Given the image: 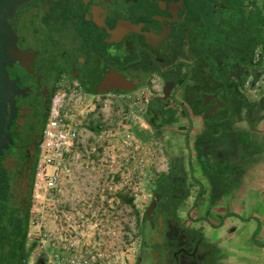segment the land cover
<instances>
[{
	"label": "flooded vegetation",
	"instance_id": "obj_1",
	"mask_svg": "<svg viewBox=\"0 0 264 264\" xmlns=\"http://www.w3.org/2000/svg\"><path fill=\"white\" fill-rule=\"evenodd\" d=\"M9 23L26 59L7 69L19 95L7 110L12 144L0 163L24 186L57 83L75 82L91 95L156 84L152 106L186 110L207 125L239 118L245 85L258 79L264 58V0H31ZM215 93L223 106L205 119L216 102L201 97ZM180 186L154 194L159 200L141 220L147 237L142 232L134 264L148 257L154 264L217 263L213 248L177 217Z\"/></svg>",
	"mask_w": 264,
	"mask_h": 264
},
{
	"label": "built area",
	"instance_id": "obj_2",
	"mask_svg": "<svg viewBox=\"0 0 264 264\" xmlns=\"http://www.w3.org/2000/svg\"><path fill=\"white\" fill-rule=\"evenodd\" d=\"M258 59L259 53L255 52L256 63ZM261 84V79H249L245 86L259 91ZM150 90L154 87L144 86L135 92L91 95L75 82L56 84L37 145L27 235V241L37 239L40 252L44 253L48 264L95 262L94 256L80 255L82 249L87 250L78 229L84 225V222H79V218H83L80 212H89L92 216L97 209L94 187L96 184L103 186L116 177L105 169L108 168V155L101 158L103 164L97 165L101 169L96 170L94 131L121 133L119 139L116 138L117 145L122 149H135L137 157L126 156L125 153L118 157V177L125 174L127 165L140 167L138 174L143 175L144 154L149 156L152 164H158L161 154L158 142L151 140L146 146L132 132L136 121L145 118L152 106ZM115 183L120 184L118 181ZM115 183L113 187L107 184L106 188H100V193L109 194L117 188ZM90 224L93 225V222Z\"/></svg>",
	"mask_w": 264,
	"mask_h": 264
},
{
	"label": "rangeland",
	"instance_id": "obj_3",
	"mask_svg": "<svg viewBox=\"0 0 264 264\" xmlns=\"http://www.w3.org/2000/svg\"><path fill=\"white\" fill-rule=\"evenodd\" d=\"M144 86L151 87L150 85ZM153 87L154 90L150 91L154 100L158 97L160 91L159 86L156 84ZM239 87L243 89V84H240ZM263 87L264 81L259 88L261 92L256 93L251 89L244 88L246 101H249L250 105L255 106L253 107L254 109L258 107L260 98L262 94H264ZM221 100H223L222 95ZM174 101L178 102L177 99H174ZM153 107L156 108L157 106L154 105ZM159 108L165 111V113H167L169 110L167 105ZM213 114H210V118H213ZM246 115L248 120H251L253 124H256L259 120L258 116L255 115L252 110L246 113ZM185 119L181 118L178 114L174 117L167 116L166 114L161 123L160 130L154 129V127L146 120V117L136 121L132 131L134 137L146 144V146H149V143L152 142L151 140L157 141L161 146V154L158 156L157 165L152 164L149 156L144 154V162L142 163L143 165L141 168L143 170V175L141 176L138 174L140 172V167L138 168L135 165L130 167L127 165V170H124L126 172H123L122 169L120 172L125 174H122L121 177H118L119 174L116 170L118 157L121 156V153H125L126 156H136V151L132 147L122 149L117 145L116 138L118 140L121 133L106 132L104 134L102 131L97 130V127L95 126V130H97L94 131L96 137L94 143L96 147V170L101 169V167H97V165L103 164L101 158L105 155H108V168L105 167V169L106 171H111V175H114L116 179H109L107 181L108 183H104L103 186L101 184L99 187L96 184L94 187L95 192H93V195L95 198V207L97 209L92 216L89 212H80L83 218H79V222H84V225L80 226L78 229L79 233L83 235L85 247H87L86 251L84 249L81 250L80 255L84 257L94 256V264H134L138 256L142 232L143 236L147 237V232L145 231L146 229L141 224L143 215L145 214L150 201L153 199L154 194L165 191L168 188L169 189L167 192H169L170 187L175 186L176 180H178L176 184H181V205L177 209V217L183 223H186L190 229L194 230V237H203L202 234H199V229L193 228L189 224L188 208L190 204L186 205L184 202V198L185 200H189L188 196H192L193 199H197V194H199L200 189L199 184L194 183L195 181L191 180V165L187 164L188 161H184V164L182 161L173 162L170 160L172 156L171 152L176 150L177 146H182L183 144L187 143L188 133L191 128L194 127L196 130L198 129L196 128V124H198L196 119H193V122L188 129L184 128L182 125ZM193 123L195 126H193ZM213 124V120L210 122L208 121L207 126H204V130L208 131L204 132H214L212 130H217L216 125ZM185 125L188 127L186 122ZM106 134H108V136L103 137V135ZM217 138L222 139V136L219 135ZM235 143L229 142L228 145H225V152L228 156L231 154L237 155L240 153L239 159L245 158L247 156L246 147L242 146L237 148L234 145ZM189 147H191V145ZM113 161L114 163H112ZM8 167H10V165H8ZM225 167L226 168H223V172H226V169L229 167V165H225ZM9 169H11V167ZM155 170H157V173ZM242 170V173L234 181V183H239L238 187L239 185L245 186L246 184L244 180L247 178L249 183L253 182V176L251 174L247 175V169L244 168ZM133 173H136L135 177H132ZM162 177H166L165 182L167 188L158 191V182ZM17 180L18 182L16 187L21 191L24 189V179L20 177ZM97 181L98 179L96 182ZM117 181L120 182V184L115 183ZM114 183L116 184V189H113V191H111L109 194L100 193V188H106L107 184L108 186L113 187ZM225 191L230 192L228 187L225 189ZM86 218L89 220L87 221ZM90 222H93V225H91ZM227 227L228 226H226V228ZM34 238H37V236H34ZM212 238L216 239V235ZM26 255L27 264H48L46 256L44 253L40 252L37 239L35 241L33 240L26 242ZM41 256L45 257L44 262L41 259ZM200 262L201 261L195 259L194 264H199ZM146 264H154V261L148 257ZM179 264H181V261H179Z\"/></svg>",
	"mask_w": 264,
	"mask_h": 264
},
{
	"label": "crops",
	"instance_id": "obj_4",
	"mask_svg": "<svg viewBox=\"0 0 264 264\" xmlns=\"http://www.w3.org/2000/svg\"><path fill=\"white\" fill-rule=\"evenodd\" d=\"M256 73L263 82L264 58ZM244 102L255 107L246 98ZM256 109L258 112L254 114L259 118L256 124L248 120L245 109L239 106L236 111L239 118L214 122L215 133L204 132L208 131L204 130L207 125L188 114L182 126L188 129L196 119L198 129L191 128L187 143L171 152V161H188L191 180L199 184L197 199L188 196L189 202L184 198L185 204H190L188 222L200 230L204 242L213 248L216 264H264V94ZM219 135L222 139L217 138ZM229 142H237L234 144L237 148L246 147L247 156L243 159H239L240 153L228 156L224 148ZM225 165L229 167L223 172ZM244 168L247 175L253 176V182L249 183L247 178L246 185L238 187L239 183L234 181ZM227 187L230 192L225 191ZM215 235L216 239L212 238Z\"/></svg>",
	"mask_w": 264,
	"mask_h": 264
},
{
	"label": "trees",
	"instance_id": "obj_5",
	"mask_svg": "<svg viewBox=\"0 0 264 264\" xmlns=\"http://www.w3.org/2000/svg\"><path fill=\"white\" fill-rule=\"evenodd\" d=\"M239 104L249 112V105H245L243 101H240ZM166 114L173 117L178 114L181 118H186L188 115L186 110L178 108L169 109L165 113L162 109L151 106L146 114V120L154 129L160 130ZM36 161L37 158L33 161L30 169L28 167L30 176L21 191L16 187L18 176L7 171L0 163V264H27L26 242L29 232V210ZM21 170L20 173L26 172L25 164L22 165ZM165 179L166 177H162L159 180L158 191L167 188ZM41 259L44 262L45 257L41 256Z\"/></svg>",
	"mask_w": 264,
	"mask_h": 264
},
{
	"label": "water",
	"instance_id": "obj_6",
	"mask_svg": "<svg viewBox=\"0 0 264 264\" xmlns=\"http://www.w3.org/2000/svg\"><path fill=\"white\" fill-rule=\"evenodd\" d=\"M30 1L31 0H0V156L2 152L7 150L8 146L12 144L10 134L5 131L6 118L9 117V122H11L12 119L7 113V110L8 108L10 111L12 110L13 99L19 95V93H17L18 86L16 81H12L9 78L7 69L11 68L14 63L20 64L26 59V54L17 48V37L9 21L14 18L18 8ZM169 88L170 87H167L165 89L164 98L167 97ZM111 90L127 92L125 88L118 89L112 87ZM201 98L205 100V103L211 99H214L216 102V105L204 116L205 119L210 114H213L217 108L223 106L217 99V93L211 96L204 95ZM158 200L159 196L155 195L154 201L146 210L145 218H148Z\"/></svg>",
	"mask_w": 264,
	"mask_h": 264
}]
</instances>
